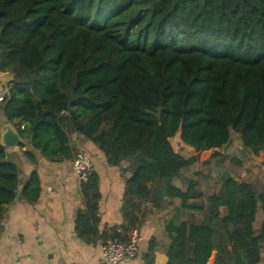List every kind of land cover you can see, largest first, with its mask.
<instances>
[{"label": "trees", "instance_id": "16d2710c", "mask_svg": "<svg viewBox=\"0 0 264 264\" xmlns=\"http://www.w3.org/2000/svg\"><path fill=\"white\" fill-rule=\"evenodd\" d=\"M0 73L12 75L0 116L30 146L25 158L73 161L78 135L130 174L126 225L100 235L99 175L90 171L79 239L128 242L148 206L173 209L144 264L158 251L166 264H209L214 255V264H264V189L225 175L216 193L193 171L221 158L233 133L246 153L264 150V0H0ZM175 137L198 154L176 152ZM9 157L0 143V219L19 187ZM41 192L33 171L20 195L34 204Z\"/></svg>", "mask_w": 264, "mask_h": 264}, {"label": "crops", "instance_id": "0c3cea01", "mask_svg": "<svg viewBox=\"0 0 264 264\" xmlns=\"http://www.w3.org/2000/svg\"><path fill=\"white\" fill-rule=\"evenodd\" d=\"M3 120L0 116L1 134L6 130ZM22 144L24 148L6 150L18 167L19 187L16 200L4 208L0 219V264H96L102 257L103 241L88 244L75 231L76 214L85 210V203L72 161L52 162L37 153L34 164L23 155L30 146L25 141ZM71 146L89 157L90 171L99 175V234L126 225L122 214L125 183L130 175L126 167L109 166L104 155L78 135L73 136ZM33 171L40 177L42 192L39 201L31 204L20 194ZM174 185L182 188L176 181ZM173 203L178 207L180 200ZM147 208L150 212L139 229V255L125 264H144L150 241L165 239L166 222L173 214L170 210ZM214 258L209 264H214ZM167 260L162 251L156 252L155 264H166Z\"/></svg>", "mask_w": 264, "mask_h": 264}, {"label": "rangeland", "instance_id": "374dc122", "mask_svg": "<svg viewBox=\"0 0 264 264\" xmlns=\"http://www.w3.org/2000/svg\"><path fill=\"white\" fill-rule=\"evenodd\" d=\"M7 91L0 93V99ZM181 140V139H180ZM171 144L176 152L185 158L191 155H197L194 150L178 142V138L171 139ZM221 158L215 160L210 166L196 167L193 171H201V177L197 178L207 189H213L216 193H221V179L225 175H230L238 181H247L256 184L264 189V150L258 155H250L242 148L240 136L233 133L229 145L218 150ZM214 151L201 152L199 158L201 162L211 158ZM84 155L88 160L89 157L84 152H78ZM187 178H194L193 172L186 173ZM181 186L182 181H176ZM173 212V209L170 210ZM192 212H182L184 219H190ZM212 261V258H211Z\"/></svg>", "mask_w": 264, "mask_h": 264}, {"label": "built area", "instance_id": "2783aa9c", "mask_svg": "<svg viewBox=\"0 0 264 264\" xmlns=\"http://www.w3.org/2000/svg\"><path fill=\"white\" fill-rule=\"evenodd\" d=\"M71 164L79 182H87L90 176V161L78 153ZM116 234H121V228H117ZM139 245L140 233L138 230L131 232L128 242H124L116 236L110 237L103 244L102 257L96 264H125L138 257Z\"/></svg>", "mask_w": 264, "mask_h": 264}, {"label": "water", "instance_id": "95a60500", "mask_svg": "<svg viewBox=\"0 0 264 264\" xmlns=\"http://www.w3.org/2000/svg\"><path fill=\"white\" fill-rule=\"evenodd\" d=\"M12 80V75L10 73H0V93H2L8 84ZM2 125L5 127V132L1 135L0 143L5 150H12L19 148L22 144V139L20 138L17 130L11 125L8 120L1 121Z\"/></svg>", "mask_w": 264, "mask_h": 264}]
</instances>
